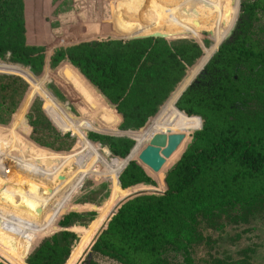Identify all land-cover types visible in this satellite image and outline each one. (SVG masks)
I'll list each match as a JSON object with an SVG mask.
<instances>
[{"label": "trees", "instance_id": "obj_1", "mask_svg": "<svg viewBox=\"0 0 264 264\" xmlns=\"http://www.w3.org/2000/svg\"><path fill=\"white\" fill-rule=\"evenodd\" d=\"M208 6L207 0H57L47 17L55 21V32L45 50L26 45L21 19L0 22V61L6 58L9 63L28 67L34 75L43 69V80L48 69L67 61L112 106L120 118L118 129L126 136H135L149 118L157 115L179 84L185 64L195 58L182 45L139 36L188 34L199 38L198 29L206 28L199 24L197 14ZM259 7L264 10V0L240 3L232 40L219 47L211 44L218 49L194 81L199 84V79L210 76V87L197 91L192 83L175 104L181 121H175L166 131L153 133L200 129L192 133L190 144L161 185L133 161L148 141L137 145L132 138L88 136L91 142L107 148L108 158L109 153L114 157L107 159L111 168L108 171L131 159L114 180L95 158L85 136L87 145L79 136L74 137V151L60 156L30 143L23 147L14 139L0 140V264L65 263L74 239L66 231L50 234L28 252L81 185L82 173L109 181V199L135 185L160 187L157 195L141 194L122 202L90 246L91 252L121 264H194L192 249L198 243L199 230L240 210L254 209L264 199V124L239 128L231 125L253 121L205 117L264 107V28L260 32L250 30L251 17ZM117 36L131 39L110 40ZM72 42L77 43L60 47ZM10 67L25 81L0 73V124L12 118V129L24 127L21 120L27 110L29 138L35 144L53 151L68 150L72 139L53 128L72 135L57 114L62 113L58 102L49 97L51 103H47L41 97L29 84L38 86L39 80L27 69ZM48 88L58 101L63 100L54 84ZM36 97L53 126L36 102L31 103ZM187 120L197 122L198 127L188 129ZM177 153L176 149L168 161ZM117 202L110 203L107 212ZM78 217L67 213L58 223L67 225ZM85 259L79 264H86Z\"/></svg>", "mask_w": 264, "mask_h": 264}, {"label": "rangeland", "instance_id": "obj_2", "mask_svg": "<svg viewBox=\"0 0 264 264\" xmlns=\"http://www.w3.org/2000/svg\"><path fill=\"white\" fill-rule=\"evenodd\" d=\"M50 1L51 0H46L45 7L44 0H0V22L6 19H21V34L26 45L38 46L45 50V44L48 42L49 37H52L53 33L55 32V21L53 23V19L51 17H47L50 11H54L57 0L52 1L56 2L55 6ZM207 2L209 3L207 10L203 12L200 10L197 14V20L199 24L206 28L204 31L198 29L199 38L190 36L188 34H159L162 36L155 37L163 39L171 44L182 45L185 50H187L191 56H194L195 58L193 61L185 64L182 75L177 82L179 84L174 91L172 89L173 92H170V97H167L168 100L164 103L160 110L157 111V115L155 114L156 116L154 115L153 117L149 118L145 124L137 130L139 131L143 129L139 134L135 136H127L134 139L137 145L146 143L154 132L166 131L175 125V121H177L176 124L181 121L180 115L175 110V104L179 95L193 79L194 80L192 83H194L195 90L197 91L206 90L210 87V76L199 79V84L195 83L194 81L201 73L204 72L207 65H205L206 61L210 57L212 58L218 49H216L215 46H212L211 44L214 42L215 45L219 47L220 44L228 43L232 40V31L234 29L235 22L238 20L237 14L239 13L238 11L240 9V3L249 2V0H207ZM251 18L252 20L250 30L260 32L264 28V10L261 7L256 8L254 11V16ZM147 36L148 35H146V37ZM117 38H121L122 40L131 39L117 36L110 40H116ZM75 43L77 42L66 43L60 45V47L73 45ZM204 48H206L205 53L202 55ZM10 66L18 67L15 64L9 63L6 58L0 61V71H9L23 78V76L16 72V70H13V68ZM22 68H25L30 72L28 67L22 66ZM43 74V69L39 71L37 75L32 74L39 80H37L38 86L32 82L29 83L27 80L26 81L36 89V91L43 99L46 100L47 103H51L49 97L58 102L62 109V113L56 110L57 114L63 123L71 129L73 137H71L69 133H60L52 125L45 112L39 105V98H33L31 103L33 101L36 102L38 108L42 111V114L53 126L56 132H58L60 135L67 134L68 137L72 139L71 147L66 151H53L49 148L40 147L29 138L30 128L27 124V121H25L26 123L22 122L24 127L19 126L16 129H12V118L11 120H8L6 124H0V140L4 139V141H6V139H8L9 141H12V139H14L16 143L23 147L26 145V143H30L41 151L60 156L68 155L74 151L76 145V139L74 137L77 138L79 136L81 138V142L84 145H87L86 140L83 138V136H85L86 139L92 144L88 146L94 153L95 158L105 166L106 169L101 166L103 170L107 174L111 173V177L116 180L124 164L117 166L113 171H108L111 168H108L109 165L107 163V159L109 160L114 157H112L107 150L109 153L108 158L105 151L107 148L101 146L99 143L91 142L88 139V136L90 134H97L126 137L120 136L125 132L118 129L120 122L119 116L115 113L112 106H110L96 91V89L93 88L86 80H84L79 75L77 70L70 66L67 61H61L51 70L48 69L46 71L45 80L40 79ZM49 84H54L55 87L61 92L63 96L62 101H58L53 96L51 90L48 88ZM28 88L29 86L27 85L25 96L27 94ZM66 106L69 107V110L65 109ZM18 110L19 108L13 115H16ZM26 111L23 114L25 120H27ZM263 114L264 107H261L248 111L233 112L224 115H210L205 117V119L243 118L245 121L253 122L244 125L237 124L231 126L239 128H254L264 124V119L259 120ZM65 116L68 117L67 119H69V123L68 120L65 119ZM83 121L87 122L91 128H89V126ZM195 121L199 122L198 119ZM197 122L191 123V120H187L185 126L188 129H194L198 127ZM226 126L228 127V125ZM226 126L208 127L223 128ZM196 131H198V129L190 133H184L185 137L177 148L178 156L172 161H168V159H166L157 172H152L149 168L141 164L137 159V155L133 161L142 167L145 173L152 180L161 185L162 180L167 172L172 168L175 161L190 144L192 133ZM145 146L146 144L141 146L137 154ZM83 175V173L80 175L83 179L81 185L71 195L69 200L65 202L64 208L60 214L55 217L47 232L43 233L42 236L37 239L32 247V250L28 252L29 254L34 251L37 246L50 234L66 231L69 234L74 235V239L69 256L64 264H76L80 259L82 252L88 248V245L91 242L90 240L93 238L95 233L101 226L105 227L107 219L111 216V212H107V206L110 203H116L129 192L136 190L150 189L161 191L160 187L135 185L124 189L122 193L118 192L116 198L111 197L109 199L111 189L109 181L102 177L97 178L95 174L90 176L89 174ZM152 194L157 195L158 193ZM67 213H75L79 217L73 219V221L67 225H60L58 222L60 221L61 217ZM92 225H94V230L91 231L90 229ZM104 227H102L99 231H101ZM88 252L89 254L86 259L85 255L82 257V260L85 259L86 264H121L114 258L91 252L90 248L86 250V253ZM192 259L194 264H264V199L260 200V203L254 209L240 210L239 213L237 212L227 217H223L221 220H219L218 224H215L212 227L199 230V240L197 245L193 246Z\"/></svg>", "mask_w": 264, "mask_h": 264}, {"label": "water", "instance_id": "obj_3", "mask_svg": "<svg viewBox=\"0 0 264 264\" xmlns=\"http://www.w3.org/2000/svg\"><path fill=\"white\" fill-rule=\"evenodd\" d=\"M238 9V8H237ZM156 36H162L159 34H151L148 35L147 37H156ZM142 37V36H141ZM146 37V36H145ZM116 40H122L121 38H117ZM211 58V57H210ZM209 58V59H210ZM209 59L206 61L205 65L208 63ZM18 67H22V65L20 64H15ZM204 65V66H205ZM203 66V67H204ZM0 73L2 74H8V75H16L18 77H20L19 75L9 72V71H0ZM199 73V72H198ZM197 73V74H198ZM197 76V75H196ZM195 76V77H196ZM21 78V77H20ZM23 79V78H22ZM24 80V79H23ZM194 80V79H193ZM192 80V81H193ZM25 81V80H24ZM192 81L190 82V84L192 83ZM189 84V85H190ZM188 85V86H189ZM188 86L184 89V91L188 88ZM46 89L48 90V88L46 87ZM182 91V93L184 92ZM181 93V94H182ZM181 94L179 95L178 99L180 98ZM177 99V100H178ZM66 110H69V107H65ZM198 118V117H197ZM22 122H25V117H22ZM26 123V122H25ZM199 130V129H198ZM126 133V132H125ZM125 133H123L120 136H126ZM71 137H73V135H70ZM127 137V136H126ZM184 133H156L153 134L150 139L148 140V142L146 143V146L137 154V159L139 160V162L141 164H143L144 166H146L147 168H149L152 172H157L160 167L162 166V164L164 163V161L166 159H168L173 152L176 151V149L178 148V146L180 145V143L183 141L184 139ZM129 138V137H127ZM130 139V138H129ZM131 140V139H130ZM133 149V147L131 148V150ZM131 150L129 151V153L127 154L126 157L129 156ZM125 157V158H126ZM131 159H128L125 163V165L127 164L128 161H130ZM125 165L122 167V169L125 167ZM121 169V170H122ZM118 184V183H117ZM147 193H160L158 190H150V189H145V190H136V191H132L129 192L126 196H124L119 202H117V204L115 205L114 209L111 211L110 215H113L115 213L116 208L124 201H126L127 199L137 196V195H141V194H147ZM109 219V218H108ZM107 219V221H108ZM104 227L101 226L99 228V230ZM99 230L95 233V235L93 236V238L91 239L90 244L88 245V248H90V246L92 245L95 237L97 236V234L99 233ZM87 248V249H88ZM86 249V250H87ZM86 250H84L82 252V255L80 257V259L77 261L76 264H79L80 261L82 260V257L85 255Z\"/></svg>", "mask_w": 264, "mask_h": 264}, {"label": "bare ground", "instance_id": "obj_4", "mask_svg": "<svg viewBox=\"0 0 264 264\" xmlns=\"http://www.w3.org/2000/svg\"><path fill=\"white\" fill-rule=\"evenodd\" d=\"M113 159V158H112Z\"/></svg>", "mask_w": 264, "mask_h": 264}]
</instances>
